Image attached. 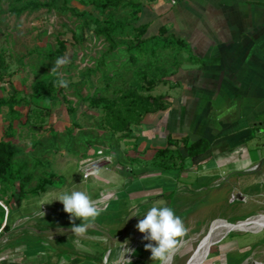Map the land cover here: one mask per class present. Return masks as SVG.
Returning <instances> with one entry per match:
<instances>
[{
  "label": "rangeland",
  "instance_id": "1",
  "mask_svg": "<svg viewBox=\"0 0 264 264\" xmlns=\"http://www.w3.org/2000/svg\"><path fill=\"white\" fill-rule=\"evenodd\" d=\"M134 1L142 6L151 0ZM132 11L133 8H99L91 0H0V56L4 62L0 66V142H9L17 148L14 168L19 164L26 165L24 175L31 177L25 185V195L19 207L13 197L18 184L6 187L3 197H0L3 204L11 203V208H7L9 216L5 209L4 214L0 213V260L21 257L27 264L26 259L31 258L26 257V245L21 243L16 248H9L6 243L13 238L27 239L25 235H31L29 228L38 225L45 227L44 248L53 244L63 249L69 246L64 243L67 237H71L74 243L78 242L77 235L65 226V223H70L69 214L63 211L59 201L53 200L73 190L90 196V193L97 192L98 184V196L101 198L104 194L109 198L111 192L100 189L103 188L102 178L119 164L116 153L124 157L119 151V142L126 143L122 145L125 149L131 143L128 139L134 137L133 129L145 116L136 123L138 117L135 114H141L142 110H133L131 104L138 97L167 94V84L175 83L179 60L186 58L181 53V46L173 41L174 38L168 39V44L154 41L153 37H163L158 29L139 35L134 27L141 23H136ZM111 16L114 23L121 24L111 36L113 42L97 33L105 22L108 23L106 18ZM57 60L63 63L57 66ZM61 81L67 86H61ZM51 82H55V87L50 93L35 89L36 85L48 86ZM173 84L171 87H176ZM101 100L117 101V105L108 108ZM130 110L135 114H130ZM120 114L133 117L129 131H114ZM174 158L175 165L180 159L177 155ZM125 161L128 163L127 159ZM234 167L230 164L225 168H214L212 173L217 178L222 170L226 172L234 170ZM238 167L236 169L240 172L246 170ZM121 169L125 172L126 168L122 166ZM204 169H197V173H204ZM259 176V172L240 173L239 178L250 182ZM239 178L229 177L220 187L201 188L198 198L194 197L200 203L190 218L199 214L201 209L205 214L219 213L224 217L198 225L193 231L195 226L191 230L188 228L176 249L182 251L179 252L181 257L174 256L171 264H177V261L184 264L191 257L214 220L225 218L230 224L264 213L263 183L250 186L240 195L236 188H242L243 182ZM96 180L100 182L97 184ZM180 184L182 182L177 180L178 187H182ZM112 187L116 186L112 184ZM113 202L115 207L118 203L126 207L124 216L130 209L133 212L129 199ZM6 218L9 230L2 231ZM127 218L131 219V216ZM75 221V224L80 223L79 219ZM94 221L88 229L96 225ZM102 228L105 236L107 229H111L110 225ZM11 230L13 232L7 239L5 234ZM253 231L255 234L231 233L220 244L212 245L211 256L204 264H247L254 261L264 264V228ZM88 234L96 235L89 231ZM56 241L62 243L56 244ZM124 248L120 246L119 250H111L106 255V263L119 264L125 260Z\"/></svg>",
  "mask_w": 264,
  "mask_h": 264
},
{
  "label": "crops",
  "instance_id": "2",
  "mask_svg": "<svg viewBox=\"0 0 264 264\" xmlns=\"http://www.w3.org/2000/svg\"><path fill=\"white\" fill-rule=\"evenodd\" d=\"M138 22L148 26V33L163 28L164 38L180 42L181 53L186 56L179 60L174 76L176 87L172 88L170 82L168 93L159 96L167 109L146 114L133 129L134 137L128 139L131 143L125 149L122 145L126 143L119 142L124 157L116 153L119 164L114 171L106 172L104 182L101 181L100 189H108L111 195L107 198L103 194L100 198V181L96 180L98 190L89 196L99 207L96 225L77 236V243L67 237L64 243L69 246L63 249L52 244L26 251V257L31 258L26 259L27 264H107L106 255L125 245L135 249L132 257L137 259L130 258L131 264H157L144 248L148 241L142 240L143 234L135 227L154 204L172 207L186 229L195 226L193 231L198 225L224 217L219 213L205 214L201 209L190 218L200 203L194 197L198 198L201 188L214 187V183L220 187L229 177L256 172L260 176L250 182L239 178L243 187L236 188L237 192L241 195L257 183L264 186V0H151L142 5ZM195 143L199 144L191 148ZM176 155L180 160L174 165ZM230 164L235 166L234 170H222L214 177V168ZM255 164L258 170L251 171ZM238 166L246 170L240 172ZM204 167V173H197V169ZM177 180L182 187H178ZM121 199L132 202L133 212L130 209L124 216L126 207L120 203L113 205V201ZM228 222L225 218L211 222L193 251L197 252L211 237L230 230L232 225ZM109 225L111 229H107L105 236L102 226ZM65 226L71 230V222ZM88 231L98 236L95 238ZM211 248L194 264H204L211 256ZM91 249L93 252L89 253ZM179 252L182 251L175 250L173 257H181ZM130 254L126 253V259ZM19 258L1 259L0 264H24ZM126 259L120 262L128 264ZM252 263L260 264H249Z\"/></svg>",
  "mask_w": 264,
  "mask_h": 264
},
{
  "label": "trees",
  "instance_id": "3",
  "mask_svg": "<svg viewBox=\"0 0 264 264\" xmlns=\"http://www.w3.org/2000/svg\"><path fill=\"white\" fill-rule=\"evenodd\" d=\"M91 1L94 2L97 7L103 8V9L110 8L112 10H118L119 8H124V9L133 8L134 11H132V15H134L136 23L138 21V15L142 9V6L139 4H136L134 0H91ZM82 2H85V1H82ZM43 5L48 6L49 4H43ZM106 20L108 23L105 22V25L101 26L97 30V33L99 35H103L109 41L113 42V39L111 36L112 34L116 33L117 30L120 29L121 24L114 23V19L112 16L109 17L108 19L106 18ZM134 28L136 32L141 36L146 35L148 32V26L144 24L138 27H134ZM159 33L164 34L166 33V31L163 28H161ZM152 39L154 41L158 40L159 42H162V41L166 43L168 42L167 41L168 38L166 37L164 38V36L162 38L153 37ZM179 45L181 46L180 42H179ZM3 63H4L3 59L0 56V66L1 67L3 66ZM54 83L55 82H51L48 86H45L43 84L36 85L35 89L38 91L39 90L43 91L45 93H50L51 90L54 89L55 87ZM100 102H103L105 106L108 108H112L113 106L117 105V101L101 100ZM131 105L134 106L132 108L133 110H135V108L142 110L141 114H135L134 113L135 111L130 110V114H135V117L136 118L138 117V120L137 119L135 120L136 123L143 117V115H146L150 112H154L157 110L167 109V105L164 103L162 97H153V96H148L146 98L138 97L136 98V101L132 103ZM131 121H133V117L131 115L128 117H122L120 114L118 125L114 127V131H129ZM199 143L201 144L203 142L199 141ZM199 143H195L194 145L191 146V148L197 146ZM16 155H17V148L14 145H12L9 142H4V141L0 142V197H3L2 193L5 191L6 187L15 186L18 184L16 188H14L13 193L14 192L15 193L13 197L16 200V205L19 207L18 204L20 203L21 199L25 195V185L31 180V177L24 175V172L27 170L26 165L19 164L17 165L16 169L14 168L15 167L14 165L16 164L15 163ZM10 205H11L10 202H6V204H3L2 202H0V213L4 214L3 209H5V207L6 209L11 208ZM9 213L10 211H8L7 216H9ZM49 224H52V222H50ZM43 228L45 227L42 225L31 227L29 228L31 231L29 232V234H31L30 236L32 237L25 235L28 237L27 239H25V237H21L16 240L14 238L8 239L10 238L9 233L13 232V230H11L10 232H7V234H5V235H8L7 236L8 242L6 244H8L7 246H9V248L11 247L16 248L17 245L22 243L26 245L27 251H35L38 247L44 248L42 245V238H43V234L45 233V229ZM3 230H9L8 218L5 219V223L3 225L2 231ZM0 235H1V232H0Z\"/></svg>",
  "mask_w": 264,
  "mask_h": 264
},
{
  "label": "clouds",
  "instance_id": "4",
  "mask_svg": "<svg viewBox=\"0 0 264 264\" xmlns=\"http://www.w3.org/2000/svg\"><path fill=\"white\" fill-rule=\"evenodd\" d=\"M56 63L59 66L63 61L57 60ZM60 84L67 86L63 81ZM53 201H59L63 205V211L69 214V220L72 223L71 232L77 236L83 235L99 215L90 197L82 191L64 192ZM142 217L135 227L139 233L143 234L142 240L148 241L144 244V248L150 252V260L157 264H171L174 252L187 231L182 219L172 207L163 203L154 204ZM76 219L80 220L79 224L74 223ZM134 251L125 245L124 259L126 253L134 254ZM126 260L128 264H131V259Z\"/></svg>",
  "mask_w": 264,
  "mask_h": 264
},
{
  "label": "bare ground",
  "instance_id": "5",
  "mask_svg": "<svg viewBox=\"0 0 264 264\" xmlns=\"http://www.w3.org/2000/svg\"><path fill=\"white\" fill-rule=\"evenodd\" d=\"M253 171V169H250ZM264 227V214H260L258 216H253L251 218H247L245 220H239L232 224V227L230 230L226 231L222 235H215L211 237L201 248H200L196 254L193 251L191 257L186 261L185 264H194V261L199 260L200 256L205 253L207 248H210L212 245L214 246L215 244H218L220 241L225 239L229 234L234 233V232H249L251 230ZM212 246V247H213ZM195 255V256H194ZM194 257V258H193ZM210 256H208V259Z\"/></svg>",
  "mask_w": 264,
  "mask_h": 264
},
{
  "label": "built area",
  "instance_id": "6",
  "mask_svg": "<svg viewBox=\"0 0 264 264\" xmlns=\"http://www.w3.org/2000/svg\"><path fill=\"white\" fill-rule=\"evenodd\" d=\"M258 168H259V166H258V165H255V166L252 167L251 169H256V170H258ZM256 170H255V171H256ZM214 186L217 187V186H219V185H218V183H216ZM261 214H262V213H261ZM263 214H264V213H263ZM258 215H260V214H256V215H254V216H258ZM252 217H253V216H252ZM250 218H251V217H250ZM216 220H217V219H216ZM214 221H215V220H214ZM28 252H30V251H28ZM132 255H133V254H130V255H129V258H132ZM120 264H121V263H120Z\"/></svg>",
  "mask_w": 264,
  "mask_h": 264
},
{
  "label": "water",
  "instance_id": "7",
  "mask_svg": "<svg viewBox=\"0 0 264 264\" xmlns=\"http://www.w3.org/2000/svg\"><path fill=\"white\" fill-rule=\"evenodd\" d=\"M5 210H6V214H8V210L5 208Z\"/></svg>",
  "mask_w": 264,
  "mask_h": 264
},
{
  "label": "flooded vegetation",
  "instance_id": "8",
  "mask_svg": "<svg viewBox=\"0 0 264 264\" xmlns=\"http://www.w3.org/2000/svg\"><path fill=\"white\" fill-rule=\"evenodd\" d=\"M231 225L233 224V223H230Z\"/></svg>",
  "mask_w": 264,
  "mask_h": 264
}]
</instances>
